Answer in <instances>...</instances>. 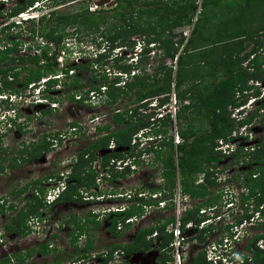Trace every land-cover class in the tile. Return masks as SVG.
Listing matches in <instances>:
<instances>
[{
    "label": "rangeland",
    "instance_id": "374dc122",
    "mask_svg": "<svg viewBox=\"0 0 264 264\" xmlns=\"http://www.w3.org/2000/svg\"><path fill=\"white\" fill-rule=\"evenodd\" d=\"M21 1L24 0H0V46L7 44L10 45L13 50L15 49L11 53L12 56L16 54L24 56L27 53L35 52L33 48L38 41V39H36L37 37L35 38V36L30 35L28 32V28L32 26V24L23 22L20 20L21 18H36L42 14H44L45 18L47 16L57 17L63 14L68 15L82 11L85 6L88 11L96 10L97 8L107 9V12L111 10L109 9L111 7H106L105 5L94 8L90 0H61L59 2L54 0H34L32 5L26 7L21 14L10 16L9 8L14 3ZM136 1L137 6L135 7H142V3L149 0ZM162 1L171 4L175 2L176 4L182 0ZM250 4V7H245V0H217V2L213 3L211 0H208L201 11L200 0H195L194 7L189 9L193 11L190 23H183L185 20H180V23L178 21L177 24L175 23L176 25L174 26L176 27H173L172 30L175 35L174 40L184 34L182 37V45L192 28V22L196 14L198 30L194 37L195 44L193 47L195 49H192L190 54H187L185 57L186 61L192 64L191 67L190 65L188 66L193 70L194 74H207V76L202 75L204 78H200L197 81L188 77L183 84L195 81V85L199 88L207 85V78H211V76L209 77V73L213 68L207 64L203 66L199 64L201 55L207 51L213 50L208 60L211 59L215 62L217 60L219 64L218 67L221 71L223 65L220 64L219 61L221 62L223 59L228 60L227 55H224V58L223 54H227L229 49L230 52H236L237 50L236 53H241L247 52L253 47L255 53L259 52V55H264V28L262 27V31L260 32L261 35L258 37L261 44L258 47L255 46L248 37H239L232 41H225L223 39V41L218 42L220 38L219 35L228 33L234 34L236 32L248 33L252 29V25L257 27L260 25V22L264 18L261 17L259 12L264 10V6L262 8L259 6L257 9H254L252 17V3ZM121 9L123 10V8ZM51 11H54V13L48 15ZM108 14H110V12H108ZM132 15L133 20H139L141 22L144 19L143 16H139V12L136 8L133 10ZM109 20L111 22V20H115V18L111 17ZM159 20L165 22L166 24H163L167 26V24L173 23L176 18L173 16L167 17L165 14H159ZM34 25L36 26V24ZM64 31L72 32V27H65ZM77 34H79V32L74 33L73 36ZM144 35L145 34L135 33L130 37H126V40H136L135 46L129 49L128 47L112 48V44L114 43H110L104 36H100L98 33L81 34L82 44L72 50H76L80 53L82 61H79L81 62L79 64L90 62L88 67L89 70H96L95 72L97 73L101 71L102 68L109 67L114 68L112 70L116 71L115 64L121 66L123 64H128L127 62L132 60L128 57V54L130 51H134L139 45H142V38ZM180 46L178 47V52L180 51ZM154 49V54L149 56L145 55L146 57L143 59L140 66L141 74L143 72L151 73L154 68L158 67L160 50H157L155 47ZM98 50L105 51L102 55L103 57L96 60L95 57H93V53ZM150 50L151 47H148L147 52ZM142 56L144 57V55ZM250 56L251 55H249L248 58H250ZM162 60L165 62L166 66H171L173 72L175 68L174 61L170 60V58H164ZM73 63H75L74 56L70 55L65 58V63H63V65H71ZM243 64L244 62H242V65ZM6 65L7 64H3V66ZM94 66H96V69ZM261 69L264 72V64L261 65ZM14 70L17 71L18 66L12 71ZM91 72L93 73V71ZM57 73L60 74L59 71H57ZM74 74H71L68 79L63 78L61 74L58 76V79H60L61 82H68L72 77L79 78L80 84L82 85L79 89H85L89 82L92 84H97L99 82L97 79L92 80V78H90V72L83 69L77 71L76 76H74ZM217 74L219 73L217 72ZM262 74L259 79H249L247 85L250 89L240 96V98L245 101V103L242 104L246 110L245 112H247V114L253 112V116H251L248 123L240 126V124L237 123V119L234 118L233 110L227 109L228 113L230 112L228 116L232 121L233 127L226 136L228 139L236 141V143L243 148L250 150L253 147L254 151L257 148L255 144L264 132V74ZM9 75L10 74L7 73L6 76L1 77L0 84H2L3 80L6 82L10 81L11 78ZM24 75H26V73L20 71L19 79ZM61 82L56 81V84L47 91V95L57 100L55 102L48 100V103H33V100H35L34 96H36L35 91L32 88L23 89L20 84L15 85V88L21 93L22 98L24 97V101H22V99L17 100L12 98L9 101L8 97L7 99H0V119L4 120L3 117L10 115L6 113L7 108H12L15 114L17 112L19 116L15 120L16 122H14L15 128L8 127V124H4L2 121L0 122V156L4 155L3 157H5L4 160H0L1 164H4L10 157L19 158L20 154L18 149L23 146L22 144H26V146L30 148L42 139L48 142V150L44 152V156H39L38 159L36 158L31 162L20 163L21 165L19 167L11 171L3 166L0 168V196H5L6 199L11 201L16 207L23 205V198L24 196H29V189H26L20 195L14 196L9 193V190L13 193L12 190L16 189V187L29 182L31 178L38 175L43 176L50 172L57 173V171L65 174L64 170H67V165L70 163H68V160L72 159V156L92 139L90 135L96 124L105 123L110 120L114 105L120 104V110L133 107L131 105L133 101H128L129 93L118 98L114 104L105 105L101 103L92 105L68 101L66 99L67 88H65ZM171 91H174V89H171L170 92ZM150 99H148V103L141 108V110H145V113H141L138 107H136V110L132 113L142 117L147 122L146 127L152 128V125H154L153 128L155 129L157 127L162 128L161 123L166 120L165 115L162 118L151 120L156 110L152 107H148L149 102H151ZM28 100H30V102ZM183 100L189 102L186 97L182 99V103H184ZM175 106L176 109L178 107V112L180 105L176 103ZM170 107L169 101L167 104L163 105L164 111L166 112H168L167 110H169ZM43 110L44 112H42ZM93 117H96V120L91 122V118ZM73 121L81 125V128L77 129L76 132H74L69 125ZM177 123L178 119L176 120L174 116L171 117L169 125L166 127L168 130L166 134L173 135ZM17 124L21 127L20 130L16 129ZM244 126L246 127L244 128ZM142 130L144 129L138 128L135 133L131 135V143L128 149L122 146L119 151L122 156H126L124 159L125 161L135 160L136 162L125 166H122L123 163L121 162L120 165L123 167L122 169H119V167H116L117 169L111 167L105 172L104 169L98 166L95 157L92 161V166H94V171L96 172L93 178L94 185L90 187L78 185L77 187L82 191V194L76 196L71 195L73 200L59 201L54 204L40 207L39 218L42 217L43 219L37 222L30 219V231L25 236L18 237L14 232L7 230V224L13 212L2 211L0 213V257L5 254L4 252L23 251L25 247L48 240L52 246L57 248L55 252L50 251V253L45 256L37 255V253L34 252L32 257L26 259L23 263L16 264H51L52 258H58L59 264H100V259L103 255L107 254V248L110 244H125L132 239L137 228L150 226L156 222L161 223L170 216L174 219L179 213V208L182 209L183 206L189 207L192 201L185 197L181 198L179 195L180 193H177L175 188L173 190L174 195L172 194L173 204L167 207H158L153 203L152 190L158 188L161 192H167V188L162 187L161 181L158 178L157 163L152 161L151 151L147 152V149L144 148V146L148 144L147 141L140 142L138 137L134 138V144H132L133 137ZM156 141L158 140L153 139L149 144H158L159 142ZM3 149H5V153L2 151ZM254 151L252 150V157L254 156ZM250 157L242 156L241 154L236 158L237 161L232 162L230 157L227 158L224 156L222 161L216 164L225 179L217 184L218 186H214V190L218 189L221 193L218 201L212 206L203 208L204 211L202 216L208 218L206 220L208 222L206 223L205 232L202 235L203 239L199 240L197 238L199 241L196 242L190 239L184 243L177 244L176 237L173 233L172 240L167 242L166 246L160 250V252H163L162 254L174 259V257L180 253L182 257V259H180V264H188V260L196 253L200 255L205 253L206 259L208 249H210L212 245L210 241L214 240L218 235H221L222 231H230L233 232V236L226 241L223 239L222 244L216 245L215 247L218 251L227 253V256L234 261L233 264H251V261L240 263L237 258L234 259L233 257L235 255L241 256L242 254L251 255L245 248L246 242L255 234H264V222H261L262 220L259 218H255L256 215L251 209V202L243 200L244 188L240 181L244 170L247 168L245 162L249 160ZM66 163L67 165L63 166ZM84 168H86V166H84ZM214 170L215 172H213L212 176H218L219 173L215 168ZM99 172L100 174H98ZM108 174L111 177H109ZM216 182H218L217 179ZM43 184L45 187H51L55 192L57 183L54 180L50 182L48 180L43 181ZM51 189L47 194L52 191ZM84 191L86 193H84ZM164 197L167 198L166 193H164ZM142 202L143 206L141 205ZM6 204L7 203H5L4 206ZM122 206H129L134 210L140 208V216L137 219L132 217L125 219L124 222L132 219L127 227H122L120 224L121 222H117L115 230L120 229L122 231L117 237H114L109 234L107 229L110 223L109 218L112 216L110 212ZM87 212L95 214V220H97L99 224L96 228L91 227L89 223L83 225V227L87 229L92 240V247L88 254L84 253L85 255H81L79 249L82 248L85 234L78 236V247L74 250L70 244V232L74 230L76 226L74 223H83V217ZM262 219L264 220V217H262ZM238 221L240 222L237 223ZM119 224L120 227L118 228ZM175 226L176 222L173 226L168 224L165 230H170L172 227L175 228ZM194 231L195 228L193 226H185L181 235L186 238H191V236L194 235ZM150 235H154V232ZM150 235L145 236V239L150 237ZM158 239L155 236L150 249L142 253L134 252L133 254L127 255L125 252L121 251V248L113 250L110 259L107 260L105 264H169L170 261L160 263L154 260L157 254L156 247ZM255 244L257 247L264 249V238L258 239ZM71 255L72 257L70 258L69 256ZM185 259L187 263H184ZM10 264H15V262L11 261Z\"/></svg>",
    "mask_w": 264,
    "mask_h": 264
},
{
    "label": "trees",
    "instance_id": "16d2710c",
    "mask_svg": "<svg viewBox=\"0 0 264 264\" xmlns=\"http://www.w3.org/2000/svg\"><path fill=\"white\" fill-rule=\"evenodd\" d=\"M34 0H24L21 2H16L10 7L9 15L13 16L18 13L23 12L26 7H30ZM61 1V0H54ZM195 0H182L179 3L173 2V4L162 1V0H149L142 3V7L137 6L136 0H115L114 6H112L110 14H108L107 9L97 8L96 10L88 11L85 6L82 11L74 12L72 14H63L57 17H44V14L37 17V19L27 18L23 19L24 22H29L32 24L28 28L30 35L35 36L36 39L41 38L44 43H40L38 40L34 46V53H27L26 55L12 56L11 53L15 50L10 45L4 44L0 47V78L6 76L9 73L10 81H2L0 84V91H9L13 93H18V89L15 85L20 84V86L25 89L28 84L34 81H38L40 77L53 75L57 71H61L63 77L68 79L71 74L76 76L77 71L83 69L90 72V78L92 80L97 79L99 82L97 84H92L89 82L85 89H79L82 85L80 84L79 78L72 77L68 82L62 81L61 84L67 88L66 99L68 101H73L76 103H81L85 98L88 90L98 89L100 84H106L107 88L105 90L106 98L103 99V104H114L118 98L125 96L127 93L128 101L139 102L148 96L161 95L158 99L160 103L166 101L168 93L171 87L174 89L175 98L181 102L184 97L188 98L189 102L183 103L180 109L175 115V119H178L177 123V135L180 138V142L173 145L171 138L164 137L167 133V126L169 125L170 118L165 117L166 120L162 121V128L157 127L156 129L148 128V131L154 136L162 134L159 137V143L152 145L149 150L152 152V161L157 163L158 173L161 179L162 187H166L168 192L171 191L175 185V179L178 178L180 191L186 194L191 203V207L185 209L179 217V228L182 230L185 222L191 220L194 225H197L201 218L198 214V210L208 206L214 205L219 199L220 193L214 190V186L217 185L214 178L212 177V169L210 167H216V164L221 162L224 158L218 151L213 150L214 140L216 138H224L232 130V121L229 118V113L227 111L228 105L237 106L244 102V99L235 98L236 93L243 94V91L249 89L247 85L248 79H259L263 70L261 65L264 64V55H259V52L255 53V49L252 47L247 52L236 53L234 51L226 54L228 60L223 59L220 64H222V71L218 67L219 64L214 60L209 59V55L213 53V50L207 51L201 55L199 59L200 65H210L213 70H210L209 77L207 78V85L199 88L195 85V81L190 83H185L186 78L191 77L193 80H199L202 75L206 73L194 74L193 70L190 68L191 63L188 64L186 61L187 54H190L194 43V37L198 30L197 27V17L192 24L189 36L183 43L181 50L178 52V47L181 45L183 38L180 36L174 40L173 27L180 20H185V24L190 23L193 11L189 10L194 7ZM217 2V0H211ZM208 2V0H200V10L202 11L203 6ZM252 3V17L254 14V9L260 6H264V0H245V7H250ZM123 8V10L121 9ZM139 12V16H143L144 19L140 22L139 20H133V10ZM264 8V7H263ZM54 11L48 13V15L53 14ZM261 17L264 18V10L259 12ZM159 14H165V16H173L176 18L173 23L167 24L165 26L159 20ZM115 18V20H109V18ZM176 23V24H175ZM36 24V26L34 25ZM166 24V23H165ZM163 25V26H162ZM72 27V32H65V27ZM178 26V25H177ZM252 25V29L248 33H228L219 35L220 38L218 42L223 41V39L232 41L233 39L239 37H248L255 44L259 46L258 37L261 35V27L264 28V19L260 22L257 27ZM264 30V29H263ZM73 36L74 33H78ZM70 33V34H69ZM88 33H98L112 44V46H128L131 48L135 42L134 39L126 40V37H130L135 33L145 34L143 36V44H148L150 42L157 43L156 48L160 50L159 52V64L157 68H154L151 73L141 74V64L143 59L146 57L140 54L138 61L135 64H115V68L120 71H130V69H138L135 74H133L128 81L124 82L123 86H115L114 82L118 80V77H114L111 81L106 80L105 73L95 72L96 70H89V63L85 64L75 63L72 65H66L63 68H57V62L55 60L56 53L59 50H64L66 53L70 52L69 46L64 42V38H72L75 45L82 42L81 34ZM200 38V37H199ZM264 40V39H263ZM114 41V42H113ZM262 41V40H261ZM263 42V41H262ZM48 43L53 44V49L50 50ZM264 43V42H263ZM264 45V44H263ZM254 46V45H253ZM256 48V47H255ZM232 49V48H231ZM240 50V49H239ZM147 51L144 49V52ZM252 54V55H251ZM251 58L247 60L248 56ZM102 55H97L96 60L102 58ZM164 58H170L173 61L175 59V68L172 72L171 66H166L165 62L162 60ZM204 58V59H203ZM210 58V57H209ZM225 58V56H224ZM247 60L246 64L243 66L241 63ZM97 62V61H96ZM3 64H7L3 66ZM190 65V67L188 66ZM18 66V70H14ZM218 67V68H217ZM251 67V70L248 69ZM189 69V71H188ZM25 72L21 79H19L20 71ZM69 70H72L70 74H67ZM215 70V71H214ZM93 71V73L91 72ZM74 72V73H73ZM217 72L219 74H217ZM262 74V75H263ZM3 79V78H2ZM55 78H48L45 82V89H50L51 86L56 84ZM73 90H71V89ZM45 90V91H46ZM49 101H57L55 98L46 95ZM120 104L115 105L113 110L118 109ZM118 106V107H117ZM137 105L125 109L123 111H116L110 115V120L105 123L97 124L95 126V133L87 144H85L76 153L75 162L70 167V172L62 178L58 176V173H47L44 176H38L33 178L32 183H26L17 189L12 190V195H20L27 188L38 187L42 181L48 178H54L57 181L63 182V189L57 194L54 202L59 201H70L73 200L71 195L76 196L79 194L80 189L78 185H84V187L93 186V178L96 172L91 168L90 162L96 157V153L101 150L103 152L100 159L101 166L105 165V162L109 156H117L120 153L116 151L106 152V145L112 140L116 147H128L131 139V135L135 133L138 128H145L147 122L140 116L132 113L136 110ZM44 112V110L42 111ZM18 116V113L16 112ZM253 112L248 114L243 120H240L238 124L247 123ZM12 124L15 127L13 120ZM70 127L79 129V124L75 121L71 122ZM114 126V127H113ZM81 128V127H80ZM20 130L21 127H16ZM32 145V144H31ZM257 147L254 151L252 147L251 150L241 153V148L237 147L235 152L230 155L232 162L237 161L241 154L242 156H251L249 160L245 163L247 168L244 170L243 179L241 185L246 188L243 200H251L252 210L257 211V215L264 213V207L259 208L264 202V132L259 137L258 142L255 144ZM48 150V142L45 139L40 140V142L34 144L30 148L24 146V148L19 149L21 161L26 159H35L40 156V154ZM252 150L254 151V156L252 157ZM4 153L5 149L2 150ZM86 155V156H85ZM4 156V155H3ZM0 156V160H4L5 157ZM9 167H17V158L10 157L8 159ZM136 162V161H135ZM86 166V168H84ZM0 168L2 164L0 163ZM84 169V170H83ZM200 172H203V179L201 182L195 183L197 176ZM256 173L257 177L252 179V174ZM38 192L42 193L44 187L36 188ZM258 192V194H256ZM164 193L162 196L164 197ZM24 203L22 206L18 207L14 214H12L7 224L8 230L16 232L17 235H25L29 231V226L27 225L29 218H39V208L44 206V202L40 197L37 196H24ZM7 203L5 206L4 204ZM168 206V205H167ZM165 206V207H167ZM14 205L11 201H8L6 197H0V213L2 211H11ZM140 208L134 210L132 207L124 208L120 211L110 212L112 216L109 218L110 223L107 227L108 232L111 236L117 237L122 230H115L117 222H121L122 227H127L130 223L124 222L125 218L130 217L134 214L140 213ZM105 213V212H103ZM96 219V215L87 212L83 217V223H74L76 226L74 230L70 232V244L73 249H77V238L78 236L85 234L84 243L82 248L79 249L81 255L84 253H89L92 247V240L87 232V229L83 227L85 223L91 224V227L96 228L99 222ZM173 217L170 216L167 220L159 223L156 222L150 226H142L137 228L134 232L132 239L125 243H112L107 248V254L103 255L100 259V264H105L107 260L110 259L113 250L121 248L122 252L127 255L133 254L134 252H146L150 249L151 243L156 236L158 239L157 243V254L154 260L156 262L163 263L169 257L162 254L160 250L166 246L167 242L172 240V232L165 230L168 224L173 223ZM13 221V226L11 222ZM240 222V221H238ZM119 224V227H120ZM205 230V226L199 229V233L194 236L202 240V232ZM154 232L153 236L145 239V236L150 235ZM264 234H255L250 237L248 242L245 244L246 250L251 254L250 260L251 264H264V249L256 246V240L263 238ZM218 241V238L215 239ZM48 243H39L36 248L30 247L24 255H30L33 252H39L41 254L45 253L47 250L55 251L54 246H48ZM69 255V254H68ZM67 255V256H68ZM18 261L21 260V254L17 253L16 256ZM70 258L72 257L69 256ZM243 259L246 261L247 257L244 256ZM7 260V258H6ZM5 260V261H6ZM203 260V254H196L192 256L188 261V264H197ZM53 264H59V259L55 258Z\"/></svg>",
    "mask_w": 264,
    "mask_h": 264
},
{
    "label": "clouds",
    "instance_id": "9594fccd",
    "mask_svg": "<svg viewBox=\"0 0 264 264\" xmlns=\"http://www.w3.org/2000/svg\"><path fill=\"white\" fill-rule=\"evenodd\" d=\"M96 7H99V6H96ZM22 13V12H21ZM19 14V13H18ZM18 14H16V15H18ZM16 15H14V16H16ZM195 17H196V14H195ZM29 18H32V19H37V17L36 18H33V17H29ZM23 19H27V17L26 18H21L20 20H23ZM194 20H195V18H194ZM194 20H193V22H194ZM19 22H21V21H19ZM24 22V21H23ZM193 22H192V24H193ZM19 24V23H18ZM191 31V30H190ZM190 31H189V33H190ZM189 33H188V36H189ZM183 36H184V34H183ZM183 36H181V37H183ZM187 36V37H188ZM180 37V36H179ZM187 37L185 38V40L187 39ZM66 39V40H65ZM185 40L183 41V43L185 42ZM68 41H71V43H73V39L72 38H64V42H68ZM136 41V40H135ZM82 44V42L81 43H79L78 44V47L80 46ZM146 45H148V46H146ZM183 45V44H182ZM182 45L180 46V50H181V47H182ZM135 46V42H134V44H133V46L132 47H134ZM156 48V46H157V43H154V42H150V43H148V44H143L142 43V45H139V50L137 51V54H138V57L140 56V54H142V55H148L149 56V54H147L148 52H150V51H153V53L152 54H154V51H155V49H154V47ZM113 47H119V48H121V47H128V46H118V45H114V46H112V48ZM131 47V48H132ZM148 47H151V50L150 51H145L144 52V49H146L147 50V48ZM129 48V47H128ZM130 49V48H129ZM157 49V48H156ZM157 50H159V49H157ZM105 51V50H104ZM104 51L103 52H100V53H98L97 55H103V53H104ZM133 52V51H132ZM132 52L130 51L129 52V54H128V57L129 58H131V56H132ZM32 53H34V52H32ZM57 54V53H56ZM151 54V55H152ZM141 55V56H142ZM252 55V54H251ZM68 57V56H67ZM97 58V56L95 57V59ZM250 58H251V56H250ZM250 58H247V60L248 59H250ZM247 60H245V61H243L244 62V64H243V66L246 64V62H247ZM173 61H174V66H175V59H173ZM128 64H131V60L130 61H128L127 62ZM73 64H75V63H73ZM72 65V64H71ZM66 66V65H65ZM58 69L59 68H63V67H57ZM104 68H102V70H103ZM112 69H114V68H112ZM248 69H250L251 70V67H249ZM130 71H132L131 69H130ZM130 71H123V72H125V73H127V74H129V72ZM59 73H62L61 71H59ZM136 72L134 71L132 74H130V76H128V80H129V78L133 75V74H135ZM57 74V72L55 73V74H53V75H48L47 77L49 78H55L57 81H59V82H61L60 81V79H58L59 77L58 76H54V75H56ZM67 74H70V73H67ZM54 76V77H53ZM44 77V76H43ZM62 77H63V74H62ZM115 77H118V76H115ZM41 78V77H40ZM40 78H39V80H38V82H40ZM47 78V79H48ZM64 78V77H63ZM114 78V77H113ZM47 79L43 82V83H41V87H40V90H46L45 89V82L47 81ZM118 79H119V77H118ZM63 80V79H62ZM112 80V79H111ZM127 80V81H128ZM249 80V79H248ZM110 81V80H109ZM55 85V84H54ZM53 85V86H54ZM106 85V84H105ZM53 86H51V87H53ZM33 90H35V88H33V87H31ZM30 88V89H31ZM249 89H250V87H249ZM248 89V90H249ZM37 90V92H36V94H39V89H36ZM248 90H246V91H243L242 93L243 94H245V92H247ZM46 91H48V89L46 90ZM19 94H21L20 92H18ZM175 93V92H174ZM13 95L15 96V95H18L17 93H13V92H9L8 90L7 91H1L0 92V99H7V97L9 98L8 100L10 101V99L12 98V99H15L14 97H13ZM12 96V97H11ZM160 96L161 95H156V96H148V97H146V98H148V99H150V98H152V97H157V99H159L160 98ZM240 96H241V94L240 93H236L235 94V98H240ZM147 99V100H148ZM147 100H145L141 105L142 106H144L146 103H147ZM177 100V99H176ZM149 101V100H148ZM168 101V96H167V99H166V101H164L163 103H166ZM185 100H183V102H184ZM52 102H55V101H52ZM136 102H133L132 104H135ZM177 103L181 106L183 103H182V101L181 102H179L178 100H177ZM184 103H187V101L186 102H184ZM245 103V101L243 102V103H241V104H239V105H242V104H244ZM159 104H160V102H159ZM132 106H135V105H132ZM139 106L140 105H138L137 104V107L139 108ZM149 107H151V106H149ZM233 107H235V106H231V105H228V107H227V109H229V110H232V108ZM152 108H154L155 110H156V106L155 105H153L152 106ZM10 109H12V108H7V110H6V113L7 114H10V112H9V110ZM128 109V108H127ZM243 110H244V112H243ZM246 110L244 109V107L242 106L237 112L238 113H243L244 114V116L242 117V118H240V119H238L237 121L239 122L240 120H243L248 114H247V112H245ZM236 112V113H237ZM6 113H5V115H6ZM230 113V112H229ZM4 115V116H5ZM230 115V114H229ZM19 116H17L16 114H14V115H8L7 117H3L4 118V120H2V119H0V122L2 121L4 124L6 123V124H8V127H13V128H15L14 126H13V124H12V121L11 120H13L14 122H16L15 120L18 118ZM237 122V123H238ZM248 123V122H247ZM246 123H243V124H240V126L241 125H245ZM114 127V126H113ZM246 126H244V128H245ZM146 128H147V130H146ZM148 128L149 127H145V129L144 130H142L141 132H140V136H135V138H138V140H140V142H146L147 141V143L149 144L150 143V141H152L153 139L155 140L156 139V136H154L152 133H150L149 131H148ZM263 128H264V126H263ZM143 129V128H142ZM144 131V132H143ZM167 132H168V130H167ZM175 133L177 134V126H176V129H175ZM174 134V133H173ZM161 135V137L163 136L162 134H160ZM168 135V137H170L171 138V142H172V144L173 145H176L177 143H179L181 140H180V138H179V141L177 142V143H174L173 142V135H169V134H165L164 135V137H166ZM178 136V135H177ZM234 136V135H233ZM142 140V141H141ZM158 141H159V138L157 139ZM131 141V140H130ZM158 141H156V142H158ZM218 141H221V144L222 145H225L223 148H224V150L225 151H222L221 149H217L216 147L219 145V142ZM131 143V142H130ZM129 143V144H130ZM146 143V144H147ZM132 144H134V143H132ZM135 144H138V143H135ZM145 145L144 146V148H146L147 149V152H149L150 150H149V148L150 147H152V145H155V144H157V143H152V144H149V145ZM110 145H112V146H110ZM130 146V145H129ZM237 147H239V148H241V153L242 152H246L248 149L247 148H243L242 146H240L238 143H236V141H234V140H232V139H228V137L226 136V137H224V138H221V137H219V138H216L215 140H214V146H213V150H216V151H218L221 155H223V156H230V155H232L234 152H235V150H236V148ZM120 147H116L115 146V144H114V142H111V143H109L108 145H106V149H105V151L106 152H110L111 150L112 151H116V152H119L120 151ZM126 149H128V147H126ZM251 150V149H250ZM120 153V152H119ZM152 153V152H151ZM102 154H103V152H101V150L100 151H98L97 153H96V161H97V164H98V166L99 167H101L102 169H104L105 170V172H107L111 167L112 168H115V169H117L116 167H118V164L120 163L121 164V162L123 163V165L122 166H125V165H129V164H131V163H134L135 162V160H132V161H130V160H128V161H125L124 159L126 158V156H122V154L120 153L119 155H117V156H109L108 158H107V160H106V162H105V165L104 166H101V161H100V159H101V157H102ZM75 159H76V154L74 155V156H72V159H70V160H68V165H67V163L66 164H64L63 166H66L67 165V170H64L65 171V174H63L62 172H59V171H57V173H58V176H61L62 178H65V176L67 175V174H69V172H70V167H71V165L75 162ZM93 161V160H92ZM92 161L90 162V166H91V168L94 170V166H92ZM106 163H107V165H106ZM123 167H121V168H119V169H122ZM211 169H212V171L213 172H215V170H214V168L217 170V172L219 173V174H221L222 176H223V174L219 171L220 169L219 168H217V166L216 167H210ZM98 174H100V172L98 173ZM200 174H202V179H203V172H200L199 174H198V176L200 175ZM213 174V173H212ZM46 175V174H45ZM109 175V174H108ZM39 176V175H38ZM38 176H35L34 178H36V177H38ZM44 176V175H43ZM198 176H197V178H198ZM109 177H111L110 175H109ZM213 177V176H212ZM159 179H160V176L158 177ZM214 178V177H213ZM224 179H225V177H224ZM32 180H33V178H32ZM55 181L56 183H57V185H56V189H55V192H53L54 191V189H51V187H45L44 186V184H43V181L40 183V184H38V187H44V190H43V192L42 193H40V192H38V190L36 189V188H38V187H31L30 189L29 188H27V189H29V196H37V197H40L42 200H43V202H44V206H47V205H49V204H54V203H56V202H54V200H55V198L57 197V194L58 193H60L61 191H62V189H63V182L62 181H57V180H55L54 178H48V179H46L45 181ZM197 180V179H196ZM196 180H195V183H198V182H196ZM215 180V179H214ZM160 181H161V179H160ZM202 181V180H201ZM200 181V182H201ZM216 182V181H215ZM221 182V181H220ZM220 182H216L217 184H219ZM178 186V188H179V191H180V187H179V182H178V178H176L175 179V185H174V187H173V189H172V191H171V196H170V192H165L166 194H167V198H165V197H163L162 196V193L164 192H161V190L160 189H153L152 190V194L153 193H160L159 195L158 194H156V196L155 197H152L153 199V203L155 204V205H157V201L158 200H164L165 201V204H164V206L163 207H165V206H167V205H170V204H173V202H172V194H173V190H174V188L176 189V187ZM218 186V185H217ZM59 188H60V190H59ZM244 188V193H245V191H246V188L245 187H243ZM52 190L51 192H49L48 194H47V192L49 191V190ZM216 191H218L219 193H220V191L217 189ZM85 192V191H84ZM53 193H55V194H53ZM86 193V192H85ZM49 194H53V197H52V199L50 200V201H46V199H47V195H49ZM79 194H82V191L80 190L79 191ZM180 194L181 195H186V194H183L181 191H180ZM220 195H221V193H220ZM244 195L245 194H243V197H244ZM187 196V195H186ZM0 197H2V196H0ZM187 198H188V196H187ZM189 199V198H188ZM190 200V199H189ZM244 201H246V202H248V200H244ZM262 204H264V202L262 203ZM142 206H143V202H142V204H141ZM252 205V204H251ZM127 207H129V206H126V207H124V206H122L121 208H117V209H115V210H113V211H116V210H118V211H120V210H122V209H124V208H127ZM189 207H191V203H190V206ZM188 206H185V208L183 209V210H181L180 211V213H178V215H177V218H178V220H179V217H180V215L182 214V212L185 210V209H187V208H189ZM264 207V206H263ZM206 208V207H205ZM251 209H252V207H251ZM253 211V210H252ZM202 213H203V211L202 212H198V214H199V216H200V218H201V221L205 218V217H203L202 216ZM139 216H140V214L138 213V214H134V215H132V216H130V217H127V218H125V219H128V218H134V219H137V218H139ZM207 216V215H206ZM35 219H33V218H29L28 219V222H27V225L30 227V219L31 220H34L35 222L36 221H40L41 219H43L42 217H41V219H37L36 217H34ZM175 219V218H174ZM253 219V218H252ZM132 221V219L129 221H127V222H131ZM189 221H191V220H189ZM173 222H174V220H173ZM188 222V221H187ZM192 222V221H191ZM186 223V222H185ZM237 223H239V222H237ZM199 224V223H198ZM198 224L197 225H193V227L195 228V231H194V235L193 236H191V238H184V241H183V243L185 242V241H189L190 239L191 240H194L195 242L196 241H199L196 237L194 238V236H196V234H198L199 233V229H201L202 227H204L205 226V228H206V226H207V224H205L204 226H202V227H198ZM183 228H184V226H183ZM29 231H30V228H29ZM28 231V232H29ZM180 231L181 232H183V229L181 230L180 229ZM205 231V230H204ZM203 231V232H204ZM27 232V233H28ZM203 232H202V235H203ZM26 233V234H27ZM25 234V235H26ZM232 233H230V235H231ZM25 235H22L21 237H23V236H25ZM150 236H153V235H150ZM50 240H51V237H50ZM221 241V238H218V241H216V242H220ZM46 242L48 243V245H50V246H52L51 244H50V242L48 241V240H46ZM46 242H40V243H46ZM39 244V243H38ZM32 247H35V245H33ZM197 254V253H196ZM196 254H193V256H195ZM238 256V255H237ZM237 256H236V258H237ZM242 257H244L245 256V254H242L241 255ZM251 256V255H250ZM192 257V256H191ZM234 259H235V257H234ZM189 261V260H188ZM247 261V260H246ZM251 261V260H250ZM200 263H205V253L203 254V260L200 262ZM197 264H199V263H197Z\"/></svg>",
    "mask_w": 264,
    "mask_h": 264
},
{
    "label": "built area",
    "instance_id": "2783aa9c",
    "mask_svg": "<svg viewBox=\"0 0 264 264\" xmlns=\"http://www.w3.org/2000/svg\"><path fill=\"white\" fill-rule=\"evenodd\" d=\"M19 14H21V13H19ZM38 40L40 41V43H44V41L41 38H38ZM48 44L50 46V50L49 51H51L54 46H53L52 43H48ZM65 44L67 46H69L70 52L69 53H66L64 50H59L57 52V54L55 56V60L57 62V67H65L63 65V63H65V58L67 56H70V55L71 56H74L75 63H79V61H82L81 56H80V53L78 51H76V50H72L73 48L78 47V46L75 45L74 42L73 43H71V42H65ZM138 47H136V49L132 52L131 59L133 61L138 57V54H137V51L139 50ZM103 51H100V50L95 51L93 53V57H96L98 53L103 52ZM152 53H153V51H150L147 54L151 55ZM94 68L96 69V66H94ZM71 72H72V70H69L68 71V73H71ZM99 72L105 73L106 79L108 81L109 80L111 81V79H113V77L118 76L119 79L116 82H114L113 85L120 86L121 87V86H123L124 82H126L128 80V76H130V74H132L134 71H130L129 74H127V73H125L123 71H120V70H116L115 71V70H112V68L107 67V68H104L103 70L101 69V71H99ZM61 74L62 73H60V74L57 73L54 76L56 77V76H59ZM47 78H48L47 76L41 77L40 78V82L43 83ZM26 88L27 89H30L31 88V85L28 84ZM106 88H107V86L105 84H100L98 86V90H95V89L88 90V92L86 94V98L81 103L92 104V105H95V104L98 105V104L103 103L102 98H103V94H104ZM171 89H173V88L171 87ZM34 91H35V93L37 92L36 89ZM13 97L15 99H17V100L22 99V101H24V97L22 98L21 94H18V95H15V96L13 95ZM34 99L35 100H33V103H48V99L45 98V97H41L40 94H36V96H34ZM147 99L148 98H144L143 100H140L139 102H136L135 104H131V105H137V104L140 105L139 106L140 112L141 113L142 112L145 113V110L144 109L141 110V108L143 107L141 104L145 100H147ZM150 100H151V102H149L148 105L151 106V107L153 105L156 106V111L154 113V116H152L151 120H153L155 118H162L164 115H165V117H169L170 120H171V117H173V116L175 117L178 107H177V109L175 108L176 107L175 104L177 103V100L175 98L174 91L169 92V95H168L169 105L171 106L170 109L167 110L168 112L164 111L165 109L163 108V105L164 104H167L168 101L166 103H160L159 104V100L157 99V97H152V99H150ZM28 101L30 102V100H28ZM184 102H186V101H184ZM241 107H242V105H237V106H235V107L232 108L234 118L237 119V120L240 119V118H242L244 116L243 113H238L237 112ZM9 112L12 115L15 114V111L13 109H10ZM95 120H96V117L91 118V122H94ZM71 129L74 130L73 127H71ZM143 129H145V128H143ZM135 136H140V133L136 134ZM135 136L133 137V142L132 143H134ZM159 137H160V134L156 135V139H158ZM178 141H179V138H178L177 134L174 132V134H173V142L174 143H177ZM218 142H219V145L216 148L217 149H221L222 151H225L224 148H223L225 145H222L221 144V141H218ZM110 146H112V145H110ZM118 167L121 168L120 163L118 164ZM209 170H211V168H209ZM219 175L218 176L213 175L215 181H216V179L218 180V182L224 180V176H222L221 174H219ZM221 177H222V180H221ZM201 180H202V174H200L198 176L196 182H200ZM176 191H177V193H180L178 186L176 187ZM53 194H55V193H53ZM53 194H49V195L46 196L47 197V199H46L47 202L52 199ZM156 194L159 195L160 193H156ZM156 194L153 193L152 194V197H155ZM173 195H174V193H173ZM179 195H180L181 198H183V197L187 198L186 195H181V194H179ZM171 200L173 201V198ZM248 201L251 202V200H248ZM164 204H165V201L164 200H158L156 206L163 207ZM263 206H264V204H261V205H259V208H262ZM251 207H252V205H251ZM184 208H185V206H183L182 209L179 208L178 212L180 213V211L183 210ZM202 211H204L203 208H201V209L198 210V212H202ZM254 213H255V215H257L258 212L255 211ZM207 219L208 218L206 217L202 221H200L199 224H198V227L204 226L208 222V221H206ZM175 222H176L175 228L172 227L168 231H171L172 232V238H173V233H174V236L176 237V240H177V244L183 243L184 238H186V237H184V236L181 235L182 232L180 231V228H179V220H178V218L175 217L174 222L172 223V225L171 224L170 225L173 226L175 224ZM193 225L194 224L191 221H188V222H186L184 224V227L185 226L186 227H189V226H193ZM118 228H119V225H118ZM234 228H235V226H234ZM230 233H232V234L230 235ZM232 236H233V232H230V231H227V232L222 231L221 235H218L217 237H215V239L216 238H221V241L220 242H216L215 239H214L215 241L214 240H211L210 243H212V245H211L210 249H208V254L209 255L206 254L205 263H199V264H233L234 261L229 256H227V253H222V252L218 251V249L215 247L216 245H221L223 239L226 241L227 239H230ZM177 237H179L180 239L177 238ZM236 256L237 255H235L233 257L236 258ZM245 256L247 257L246 260L247 261H250V255L248 256L247 254H245ZM180 259H182V257H181V254L179 253V254H177L174 257V259L168 258L167 260H165V262H169L170 261L169 264H180ZM237 259L239 260L240 263H242V262L245 261L242 256H237ZM185 262H186V259H185L184 263ZM239 262H236V263H239Z\"/></svg>",
    "mask_w": 264,
    "mask_h": 264
},
{
    "label": "flooded vegetation",
    "instance_id": "af4514ba",
    "mask_svg": "<svg viewBox=\"0 0 264 264\" xmlns=\"http://www.w3.org/2000/svg\"><path fill=\"white\" fill-rule=\"evenodd\" d=\"M91 1V3L93 4V6H94V8H97L95 5H94V3H93V0H90ZM115 1V0H114ZM15 4V3H14ZM13 4V5H14ZM104 5V4H103ZM114 6V5H113ZM110 7H112V6H110ZM93 8V9H94ZM9 10H10V8H9ZM14 16V15H13ZM160 141V140H159ZM158 141V142H159ZM23 146H21L19 149H21V148H24V146H26V144H22ZM18 149V150H19ZM81 149V148H80ZM79 149V150H80ZM44 154L45 153H42V154H40V157H42V156H44ZM86 156V155H85ZM39 157V156H38ZM38 157H36L37 159H38ZM224 157V156H223ZM225 157H230V156H225ZM35 158V159H36ZM34 158L33 159H26L25 161H21V159H20V157L19 158H17V163H19L18 164V166L17 167H19L21 164L20 163H24V162H31L32 160H35ZM8 163H9V161L7 160V161H5L4 162V164H2V166L3 167H6L8 170H13L14 168H17L16 166L14 167V168H12V167H9V165H8ZM244 174V173H243ZM257 174L256 173H254V174H252V179H255L257 176H256ZM242 179H243V176H242V178H241V182H242ZM240 182V183H241ZM27 183H29V184H31L32 183V178L29 180V182H27ZM9 184H11V183H9ZM24 184H26V183H24ZM23 185V184H22ZM21 185V186H22ZM20 187V186H19ZM19 187H17V188H19ZM243 187V186H242ZM16 188V189H17ZM30 189V188H29ZM9 193L10 194H12L11 192H10V190H9ZM256 194H258V192L256 193ZM2 197H5V196H2ZM16 208V209H15ZM18 209V207H16V205H14V208L13 209H11V211L13 212V214L15 213V211ZM262 211H264L263 209H262ZM254 212V211H253ZM262 217H264V213L262 212V213H260V214H258V215H256L255 216V218H259V219H261L262 221L261 222H264V220L262 219ZM11 222V225L13 226V221H10ZM264 225V224H263ZM8 226V225H7ZM7 230H8V227H7ZM9 231V230H8ZM10 232H13V231H10ZM16 235H17V233L16 232H14ZM18 236V235H17ZM22 236V235H21ZM20 235L18 236V237H21ZM264 238V237H263ZM261 239V238H260ZM257 241V240H256ZM256 243V242H255ZM33 246V245H32ZM32 246H29V247H25L24 249H23V251H21V250H17V251H13V252H9V253H7V252H4L5 254L3 255V256H1L0 257V264H10V262L11 261H14L15 262V264L16 263H23L26 259H28V258H30V257H32L33 256V254H34V252L32 253V254H30V255H22V254H24V253H26L27 251H28V249L30 248V247H32ZM36 246H37V244L35 245V247L34 248H36ZM48 246H50V245H47V247ZM55 247V246H54ZM57 250V248L55 247V251ZM55 251H51V252H55ZM17 253H19V254H21V260H19L18 261V258L17 257H15L16 256V254ZM35 253H37V255H48L50 252L47 250L45 253H43V254H41V253H39V252H36L35 251ZM1 254V253H0ZM6 258H7V260H6ZM54 259L55 258H52V261H51V264H53L54 263ZM6 260V261H5ZM167 260V259H166ZM165 262V261H164Z\"/></svg>",
    "mask_w": 264,
    "mask_h": 264
},
{
    "label": "bare ground",
    "instance_id": "6f19581e",
    "mask_svg": "<svg viewBox=\"0 0 264 264\" xmlns=\"http://www.w3.org/2000/svg\"><path fill=\"white\" fill-rule=\"evenodd\" d=\"M138 58H139V57H137L134 61L131 60V64H135V63L138 61ZM79 63H81V62H79ZM131 70H132V71H135V72H136V71L138 72V69H131ZM30 85H31V87H33V88H35V89H39V94H40L41 97H45V98H47V97H46V95H47V91H45V90H40V87H41V83H40V82H38V81H34V82H31ZM95 90H98V89H95ZM168 95H169V93H168ZM105 98H106V96H105V93H104V94H103V98H102V100L105 99ZM47 99H48V98H47ZM114 107H115V105L113 106V108H114ZM124 110H125V109H124ZM116 111L119 112V111H123V110H120L119 107H118V109H116V110H115V109H114V110L112 109V113H113V112H116ZM78 124H79V123H78ZM96 125H97V124H96ZM96 125H95V126H96ZM79 126H81V125L79 124ZM95 126H94V130H93V132H92L91 135H90L91 138H93V135H94V133H95ZM70 128H71V127H70ZM79 128H80V127H79ZM77 129H78V128L76 127V129L74 128L73 131L76 132ZM111 142H113V141L111 140L110 143H111ZM53 145H54V144H53Z\"/></svg>",
    "mask_w": 264,
    "mask_h": 264
},
{
    "label": "water",
    "instance_id": "95a60500",
    "mask_svg": "<svg viewBox=\"0 0 264 264\" xmlns=\"http://www.w3.org/2000/svg\"><path fill=\"white\" fill-rule=\"evenodd\" d=\"M95 6L105 5L106 7L113 6L115 4L114 0H93Z\"/></svg>",
    "mask_w": 264,
    "mask_h": 264
},
{
    "label": "crops",
    "instance_id": "0c3cea01",
    "mask_svg": "<svg viewBox=\"0 0 264 264\" xmlns=\"http://www.w3.org/2000/svg\"><path fill=\"white\" fill-rule=\"evenodd\" d=\"M224 55H226V54H223V56H224ZM188 64H189V63H188ZM241 64H242V63H241ZM188 71H189V69H188Z\"/></svg>",
    "mask_w": 264,
    "mask_h": 264
}]
</instances>
